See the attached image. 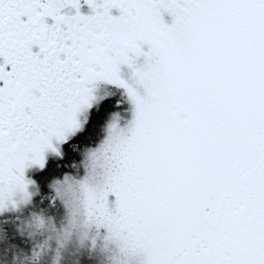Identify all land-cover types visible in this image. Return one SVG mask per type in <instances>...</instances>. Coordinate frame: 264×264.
<instances>
[{
	"label": "snow or ice",
	"instance_id": "1",
	"mask_svg": "<svg viewBox=\"0 0 264 264\" xmlns=\"http://www.w3.org/2000/svg\"><path fill=\"white\" fill-rule=\"evenodd\" d=\"M0 264H264V0H0Z\"/></svg>",
	"mask_w": 264,
	"mask_h": 264
}]
</instances>
